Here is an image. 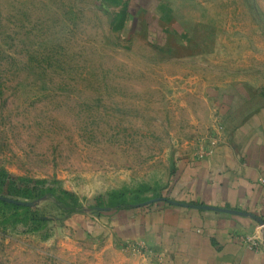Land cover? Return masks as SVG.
Masks as SVG:
<instances>
[{
    "label": "rangeland",
    "instance_id": "1",
    "mask_svg": "<svg viewBox=\"0 0 264 264\" xmlns=\"http://www.w3.org/2000/svg\"><path fill=\"white\" fill-rule=\"evenodd\" d=\"M262 106L264 0H0V170L58 182L84 213L31 201L51 220L0 224V264L140 256L106 236L108 196L166 195Z\"/></svg>",
    "mask_w": 264,
    "mask_h": 264
},
{
    "label": "crops",
    "instance_id": "2",
    "mask_svg": "<svg viewBox=\"0 0 264 264\" xmlns=\"http://www.w3.org/2000/svg\"><path fill=\"white\" fill-rule=\"evenodd\" d=\"M262 178L264 106L244 116L229 140L176 167L169 192L180 205L111 213L106 236L123 249L131 243L140 249V256L120 264H264ZM96 221L94 230L102 227Z\"/></svg>",
    "mask_w": 264,
    "mask_h": 264
},
{
    "label": "trees",
    "instance_id": "3",
    "mask_svg": "<svg viewBox=\"0 0 264 264\" xmlns=\"http://www.w3.org/2000/svg\"><path fill=\"white\" fill-rule=\"evenodd\" d=\"M170 195L168 190L166 195L161 194L159 198L170 201L172 200ZM48 197L54 200V204L59 210L58 215L64 222L83 213L82 208L78 204V198L74 194L64 190L58 182L49 183L44 180H28L15 177L6 171L0 170V224H12L14 227V225L19 223L20 227L23 229V233H36L42 231L51 220L49 216H47L48 213L40 210L38 207H23L8 203L2 200V198L21 202H31ZM108 197L111 201L108 208L113 210V212H111L113 214L123 211L136 212L138 210L168 204L167 202H160L141 206L145 201H130L128 196L124 193H112ZM100 207L101 206H96L93 208V211L101 209ZM111 213L99 210L97 215L103 217ZM13 218L17 219V221L13 222Z\"/></svg>",
    "mask_w": 264,
    "mask_h": 264
},
{
    "label": "water",
    "instance_id": "4",
    "mask_svg": "<svg viewBox=\"0 0 264 264\" xmlns=\"http://www.w3.org/2000/svg\"><path fill=\"white\" fill-rule=\"evenodd\" d=\"M2 200L6 201L8 203L16 204V205L23 206V207H33L34 206V203H30V202H21V201L6 199V198H2ZM160 202H167L168 204L175 205V206L180 205V204L174 203L172 201H169V200H166L163 198H158V199L149 201L146 205L156 204V203H160ZM181 206H184V205H181ZM210 209L214 210V211L224 212V213H236V212H230L227 210H221V209H217V208H210ZM105 211H107V210H105Z\"/></svg>",
    "mask_w": 264,
    "mask_h": 264
},
{
    "label": "built area",
    "instance_id": "5",
    "mask_svg": "<svg viewBox=\"0 0 264 264\" xmlns=\"http://www.w3.org/2000/svg\"><path fill=\"white\" fill-rule=\"evenodd\" d=\"M260 183L264 186V178L260 179ZM261 227L264 228V220L260 221ZM244 242L248 243V245L250 246V248L252 249H258V245L255 243V240L253 238H248L245 237L244 238Z\"/></svg>",
    "mask_w": 264,
    "mask_h": 264
}]
</instances>
